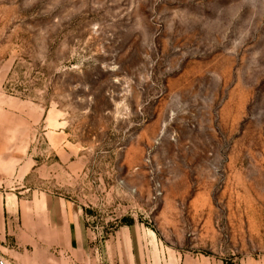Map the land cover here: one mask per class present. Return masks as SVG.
Segmentation results:
<instances>
[{
  "label": "rangeland",
  "instance_id": "rangeland-1",
  "mask_svg": "<svg viewBox=\"0 0 264 264\" xmlns=\"http://www.w3.org/2000/svg\"><path fill=\"white\" fill-rule=\"evenodd\" d=\"M0 93L70 264H264V0H0Z\"/></svg>",
  "mask_w": 264,
  "mask_h": 264
},
{
  "label": "crops",
  "instance_id": "crops-1",
  "mask_svg": "<svg viewBox=\"0 0 264 264\" xmlns=\"http://www.w3.org/2000/svg\"><path fill=\"white\" fill-rule=\"evenodd\" d=\"M5 106L0 93V110ZM21 208L18 197L0 192L1 258L7 264H70L77 250L72 246L76 229L71 227V214L55 211L48 203L36 213Z\"/></svg>",
  "mask_w": 264,
  "mask_h": 264
},
{
  "label": "water",
  "instance_id": "water-1",
  "mask_svg": "<svg viewBox=\"0 0 264 264\" xmlns=\"http://www.w3.org/2000/svg\"><path fill=\"white\" fill-rule=\"evenodd\" d=\"M0 264H5L4 261L0 258Z\"/></svg>",
  "mask_w": 264,
  "mask_h": 264
}]
</instances>
